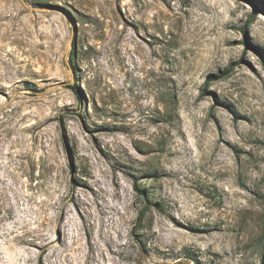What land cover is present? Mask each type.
<instances>
[{
	"label": "rangeland",
	"instance_id": "obj_1",
	"mask_svg": "<svg viewBox=\"0 0 264 264\" xmlns=\"http://www.w3.org/2000/svg\"><path fill=\"white\" fill-rule=\"evenodd\" d=\"M264 0H0V264H263Z\"/></svg>",
	"mask_w": 264,
	"mask_h": 264
},
{
	"label": "trees",
	"instance_id": "obj_2",
	"mask_svg": "<svg viewBox=\"0 0 264 264\" xmlns=\"http://www.w3.org/2000/svg\"><path fill=\"white\" fill-rule=\"evenodd\" d=\"M263 247H264V243H263ZM262 256H264V250H263V254H262ZM263 264H264V262H263Z\"/></svg>",
	"mask_w": 264,
	"mask_h": 264
}]
</instances>
